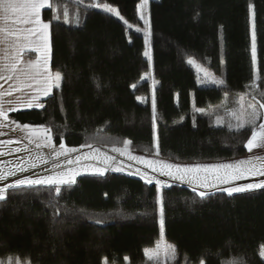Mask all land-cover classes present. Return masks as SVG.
<instances>
[{
  "label": "trees",
  "instance_id": "16d2710c",
  "mask_svg": "<svg viewBox=\"0 0 264 264\" xmlns=\"http://www.w3.org/2000/svg\"><path fill=\"white\" fill-rule=\"evenodd\" d=\"M140 1L51 0L41 17L50 24L51 66L61 85L42 108L10 115L45 126L55 144L111 148L131 141L127 147L137 153L175 162L247 155L251 125L236 130L241 122L232 110L246 97L259 108L256 125L264 120V0H150L155 115ZM94 4L115 7L123 19ZM190 58L224 84L201 85ZM253 81L257 87H248ZM56 187L7 190L0 264H153L145 249L161 238L160 195L164 237L177 249L165 264H264V188L232 195L210 188L201 198L184 182L160 190L113 170L80 175L59 185L58 194Z\"/></svg>",
  "mask_w": 264,
  "mask_h": 264
},
{
  "label": "rangeland",
  "instance_id": "374dc122",
  "mask_svg": "<svg viewBox=\"0 0 264 264\" xmlns=\"http://www.w3.org/2000/svg\"><path fill=\"white\" fill-rule=\"evenodd\" d=\"M17 2L22 3L23 0H17ZM49 3L51 4V0H49ZM141 5H142V0L139 2V6H138L139 16L141 17L143 15L149 21V24L145 25L144 20L141 19L142 25H140L138 28L144 35L145 44H146L145 51H148L151 57L150 59L151 70L150 72H148L150 75L146 77H150V76L152 77L151 103L153 104L155 89L158 84V81L154 78L152 71L153 65H152V43L150 36V0H148L147 6L141 7ZM100 9L103 8L101 7ZM40 18L43 22H45L41 16ZM17 20H18V15L12 14L10 18L7 20V24L2 25L0 27L7 28L8 30L31 27V25H23L16 23L15 21ZM251 21H252V32H253V24H254L253 13H251ZM4 37H5V33H0V67H2L5 63L14 62L15 53H16V48L12 46L15 43V37L8 36L7 39H5ZM42 44L43 41H41V45ZM47 44L49 47L50 70L51 72L55 73L57 72V70H54L51 66L50 24L47 33ZM25 51L27 50H23L20 53L21 62L18 64V71L16 74L13 75V79L9 80L7 78L9 75L8 72L6 71L0 72V76L3 77V79H0V92L4 93L3 96H0V108H2L5 113V115L0 116V174H4L7 172L15 173V175L7 176L5 180H0V188L4 187L7 184H12L16 180H22V179L35 180L41 177H47L52 175H67L69 170H72V172L76 173L74 180H76L78 176L83 174H104L109 169L116 171L115 169L117 168L122 169L121 171L132 173L131 175H140L138 173H133L128 169H124L123 168L124 165H121V161L122 163L123 162L126 163V161L129 162L132 160L131 158L132 153L138 154L137 156H142L141 154L135 151L132 152V150L129 147L127 152L121 153V152H115L113 151V149L124 148V146L111 147V148H103L98 146L77 147V146H69L65 143H62L65 146V149L66 148L77 149V151L75 152H66L64 149H61L62 144L54 143L50 132L47 135L51 137V141H49L46 136L32 134L31 129L38 130L41 127L46 128L45 126L33 125V124H21L17 122L10 115V113L13 111L28 109L29 107L26 106L28 103H32L34 105L36 103L43 104L42 99L46 97L43 95L42 91L39 92L37 91L39 85H37L34 81L28 79V77L24 74V70L28 62L35 61L37 59H42V57L40 56V53L36 52L38 55L37 58L35 59L27 58L26 56L23 55ZM5 57H8V59L6 60ZM256 62H257V52H256L255 63ZM192 64L199 75V83H200V79H202L203 76V72L201 71V69L207 71L208 73H210V71L198 62H194ZM17 77L19 79H17ZM21 81L23 82V84H21ZM61 82L58 87H60ZM200 84L203 85L205 83L203 84L200 83ZM54 89L55 87L50 89V94L54 91ZM238 105L239 106L236 109L232 110V115L233 113H235V115L233 116L236 119H238L239 117L240 122L252 119L253 108L251 106L255 104L251 103L249 99H247L246 97H241ZM9 109H15V110H9ZM155 111H156V106H155ZM255 111L259 113V108L257 106H255ZM261 124H264V120ZM25 125L30 126V128H25L24 127ZM97 149L99 151H97ZM130 151L131 153L129 155ZM61 152H63L64 154L57 155L58 153ZM154 155L157 156V159L155 158L156 160L159 161L163 160L160 155L158 154H154ZM108 156L113 157V159L106 160L105 158ZM77 157H79V160H77ZM250 158L252 159L254 158V160H258V159L264 160V148H259V147L254 148L251 151H249V153L246 156L234 158L231 159L230 161L228 160V161L219 162L217 164L218 165L231 164L234 166V169L247 170L248 168H250V166L248 168L247 167L245 168L243 164H239L238 162L247 161ZM69 161H72V163H69ZM183 164H193V163L183 162L181 166H188ZM196 164L216 165L213 163H207V164L196 163ZM33 165H35V167H33ZM21 168L25 170L20 171ZM98 168H105L106 171H104L103 173H98L95 171ZM256 169L257 171H260L258 167H256ZM135 170L138 169L135 168ZM144 171L146 172V170ZM154 171L156 173H153V177L151 178L153 182L157 183V181H160V183H157L160 190H162V188L165 185L169 184V182L168 181L166 182L163 179V177L168 179L169 178L177 179L179 182L182 183L183 182L188 183L189 185H192L193 187L200 189V191L207 190L210 188H218V187L220 188L224 186L226 188L237 187L246 184L259 183L260 181L264 180V175H250L247 174V171H245V175L243 177L249 175L248 180H250L246 184H240V183L229 184L236 180H231L228 183H220L219 181L214 180L215 173L212 170H209L206 173L205 172L200 173L201 175H206L208 177V181L210 182L208 187H203L201 186V184L192 182L188 179H183V180L178 179L176 175H171V176L167 175L168 177H166V175L163 172L158 170H154ZM145 174L148 176L147 173ZM141 177L146 179L144 175H141ZM253 180H257V181H253ZM161 197L162 196L160 195L159 202ZM165 241L169 244H172L165 239L164 226H163V230H161V238L159 239V242L163 243ZM155 246L150 247L148 249H152ZM6 264H19V262L8 260Z\"/></svg>",
  "mask_w": 264,
  "mask_h": 264
},
{
  "label": "snow or ice",
  "instance_id": "6c2138e0",
  "mask_svg": "<svg viewBox=\"0 0 264 264\" xmlns=\"http://www.w3.org/2000/svg\"><path fill=\"white\" fill-rule=\"evenodd\" d=\"M148 4V0H142L141 7H145ZM45 7H51L49 0H23V2H17V0H0V19L8 20L12 14L18 15V20L16 23L23 25H31V27L26 28H18L15 30H8L7 28L0 27V33H5V39L8 36L15 37V43L12 45L16 48L14 62L5 63L2 67H0V72L6 71L9 73L8 79H13V75L18 71V64L21 62L20 53L23 50H29L33 52L40 53L42 59H37L35 61H30L26 64L24 74L28 77V79L34 81L39 87L37 91H42L44 96H48L50 94V89L53 87H58L61 80L62 74L60 72H51L49 66V47L47 44V33L49 29V23H45L41 20V9ZM96 8H103V10L110 14H115L116 16H120L119 11L108 4H95ZM59 19V16L56 17ZM123 19V17H120ZM144 20L145 25L149 24L148 19H146L143 15L140 17ZM78 22V20H77ZM41 41L43 44L41 45ZM144 55L151 59L150 53L148 51L144 52ZM252 57L253 61L256 60V35L253 24V32H252ZM7 60L8 57H5ZM189 63H194V61L190 58ZM203 78L200 79V83H215L218 85H223L224 81L222 79H209V73L203 69ZM150 75L149 73H145V76ZM0 79H3L0 76ZM17 79H19L17 77ZM21 84L23 82L21 81ZM248 87L256 88L257 82L253 81ZM4 93L0 92V96H3ZM264 95V93H262ZM38 99V97H37ZM27 107H43V104L36 103L35 105L32 103H28ZM253 108L252 119L241 121L238 124L237 129L243 128L245 124L251 125V138L247 141V147L249 151L254 148H264V124L256 125V120L260 118V113L255 111V105L251 106ZM260 108H264V104L260 105ZM15 110V109H9ZM198 111H203L202 109H197ZM153 113L155 115V100L153 99ZM5 115L4 110L0 108V116ZM235 115V113H233ZM239 119V117H238ZM25 128H30V126L25 125ZM49 129L41 127L40 129H31L33 135L46 136L49 141H51V137L47 134L49 133ZM131 141L124 142V148H114L113 151L125 153L128 151V145ZM91 147V145H83L82 147ZM61 149H64L66 152H75L77 149L75 148H66L62 144ZM18 151V149H17ZM97 151H99L97 149ZM64 154L63 152L58 153L57 155ZM106 160H112L113 157H106ZM138 161H142L146 163L150 168L154 170H158L163 172L165 175H176L178 179H188L192 182H196L201 184L203 187L209 186L208 177L206 175H201V172H208L212 170L214 175V180L219 181L220 183H228L231 180L240 179L245 175V171L250 175H264V169L257 171L255 166L248 168L247 170L234 169V166L231 164H222V165H188L181 166L178 164H168L163 161H152V160H144L142 157H133ZM79 160V157H77ZM72 163V161H69ZM239 164H248L250 161H240ZM35 167V165H33ZM25 169H20V171H24ZM116 171H121L122 169L117 168ZM167 170V171H165ZM174 170V171H173ZM222 170V171H221ZM98 173H103L106 171L105 168H98L95 170ZM144 175L148 183H152V178L148 177L145 173H140ZM15 175L14 172H7L4 174H0V180H5L7 176ZM76 173L69 170L67 175H52L47 177H41L39 179H22L16 180L12 184H7L4 187L0 188V200H4L7 198V190L12 188H17L19 186L27 185H57L55 188L56 193L60 192L59 185H63L68 182H74ZM160 183V181H157ZM264 188V180L259 183L246 184L237 187H228L224 188L223 191L227 192L228 195H232L234 192H245L253 189H261ZM208 195L206 191H200L199 196L201 198ZM102 221H96V223H101ZM164 226V207L162 197L160 198V227L163 230ZM145 254L149 260L153 262V264H165L167 261H174L177 257V249L175 245L169 244L166 241L161 243L157 242L156 246L152 249H145ZM264 256V250L260 253ZM127 259V257L125 258ZM201 264H204L201 261ZM235 264V262H233Z\"/></svg>",
  "mask_w": 264,
  "mask_h": 264
},
{
  "label": "crops",
  "instance_id": "0c3cea01",
  "mask_svg": "<svg viewBox=\"0 0 264 264\" xmlns=\"http://www.w3.org/2000/svg\"><path fill=\"white\" fill-rule=\"evenodd\" d=\"M46 22V21H45ZM7 24V20H3V19H0V26H2V25H6ZM23 55H24V53H23ZM38 56V55H37ZM37 56L36 57H27V58H32V59H35V58H37ZM132 152H133V150H132ZM130 153H131V151L129 152V155H130ZM140 154V153H139ZM138 154H136V153H132V160L131 161H126V163H122V161H121V165H124L123 166V168L124 169H128V170H130L131 172H133V173H138V174H140V173H143V171L144 170H146V172L144 171V173H147L148 174V176L149 177H153V173H156L155 171H154V169L153 168H150L146 163H144V162H142V161H138V160H136V159H133V157H142L144 160H152V161H159V160H156L157 159V156H155L154 154H141L142 156H137ZM246 156V155H245ZM156 158V159H155ZM163 160H160V161H163V162H165V163H168V164H178V165H181L183 162H175V161H172V160H168V159H165V158H162ZM235 160H237V159H235ZM230 161V160H229ZM247 161H250V163H248V164H243V166L246 168H248L249 166L251 167V166H255V167H258L260 170H262V169H264V160L263 159H261V160H254V158L252 159V158H250L249 160H247ZM255 162H258V163H255ZM184 163H193V164H183V165H199V164H196L197 162H184ZM219 163V162H218ZM203 164H207V163H203ZM213 164H216V165H218L217 163H213ZM263 166V167H262ZM135 168L136 169H138V170H135ZM150 168V169H149ZM109 170H112V169H109ZM165 171H167V170H165ZM117 172H122V173H126V174H132V173H128V172H125V171H117ZM135 176H140L141 177V174L140 175H135ZM169 176V175H168ZM167 175H166V177H168ZM249 176V175H248ZM248 176H245V177H241L239 180L237 179L236 181H233V182H231V183H229V184H233V183H240V184H246V183H248L250 180H248ZM141 178H143V177H141ZM144 179V178H143ZM163 179L167 182H169V184L170 183H172V182H175V181H178L177 179H168V178H165V177H163ZM144 180H146V179H144ZM147 181V180H146ZM253 181H257V180H253ZM153 182V181H152ZM186 182V181H185ZM156 183V182H155ZM188 184V183H187ZM168 185V184H167ZM166 186V185H165ZM225 187V186H224Z\"/></svg>",
  "mask_w": 264,
  "mask_h": 264
}]
</instances>
